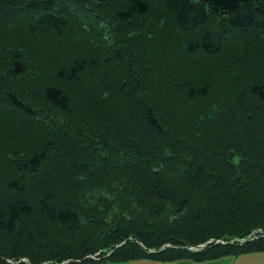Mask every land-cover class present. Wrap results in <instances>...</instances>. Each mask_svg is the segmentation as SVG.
I'll list each match as a JSON object with an SVG mask.
<instances>
[{
    "label": "trees",
    "instance_id": "16d2710c",
    "mask_svg": "<svg viewBox=\"0 0 264 264\" xmlns=\"http://www.w3.org/2000/svg\"><path fill=\"white\" fill-rule=\"evenodd\" d=\"M258 250L264 0H0V264Z\"/></svg>",
    "mask_w": 264,
    "mask_h": 264
},
{
    "label": "rangeland",
    "instance_id": "374dc122",
    "mask_svg": "<svg viewBox=\"0 0 264 264\" xmlns=\"http://www.w3.org/2000/svg\"><path fill=\"white\" fill-rule=\"evenodd\" d=\"M153 260V259H152ZM133 261V260H130ZM176 261V260H175ZM177 261H184L189 263H195V260L192 258H184ZM210 264H264V250L252 251L243 253L241 255H224L220 256L216 259L207 260ZM109 263H124V262H112L107 261ZM106 262V263H107ZM129 262V261H125ZM138 263H131V264H156L159 263L157 260L155 261H137ZM160 262H169V261H160ZM203 262V261H197Z\"/></svg>",
    "mask_w": 264,
    "mask_h": 264
},
{
    "label": "crops",
    "instance_id": "0c3cea01",
    "mask_svg": "<svg viewBox=\"0 0 264 264\" xmlns=\"http://www.w3.org/2000/svg\"><path fill=\"white\" fill-rule=\"evenodd\" d=\"M155 261V260H152V259H137V260H133V261H129V262H124V263H109L107 261H98V262H95V263H92V264H131V263H138L137 261ZM182 260V259H181ZM107 262V263H106ZM157 262L159 263H156V264H210L209 261H203V262H197L195 261V263H189V262H184V261H169V262H160L157 260Z\"/></svg>",
    "mask_w": 264,
    "mask_h": 264
},
{
    "label": "water",
    "instance_id": "95a60500",
    "mask_svg": "<svg viewBox=\"0 0 264 264\" xmlns=\"http://www.w3.org/2000/svg\"><path fill=\"white\" fill-rule=\"evenodd\" d=\"M255 233L256 232H253V234H251L249 236V238L243 240L242 242L251 240L253 238V236L255 235ZM216 243H226V242L224 240H217ZM204 247H206V244H201L200 246L197 247V249H201V248H204ZM110 253L111 252H109L106 256H108ZM91 258H95V257L91 256ZM72 261H75L76 262V261H80V260H75V259L67 260V261L63 262L62 264H66V263H69V262H72Z\"/></svg>",
    "mask_w": 264,
    "mask_h": 264
}]
</instances>
